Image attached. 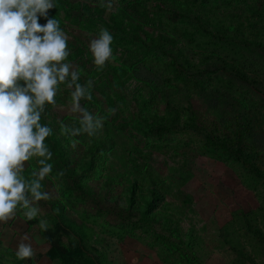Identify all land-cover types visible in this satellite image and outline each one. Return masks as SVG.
<instances>
[{
  "label": "rangeland",
  "instance_id": "rangeland-1",
  "mask_svg": "<svg viewBox=\"0 0 264 264\" xmlns=\"http://www.w3.org/2000/svg\"><path fill=\"white\" fill-rule=\"evenodd\" d=\"M194 1L204 9L182 21L178 13L186 9L178 12V0H114L112 10L99 0H58L49 10L69 34L68 59L82 69L81 82L94 80L96 102L89 109L106 111L108 121L99 136L82 135L73 146L74 138L61 128V120L71 124L72 117L49 107L44 122L52 126L69 168L54 156L52 175L63 176L43 182L52 192L40 202L48 230L38 227L40 217L26 220L21 213L0 224V264H264V177L250 172L251 159L208 143L249 140L239 116L245 107H263L264 0ZM99 6L126 19V35L113 42L114 59L103 68L88 50L101 28ZM39 22L46 23L43 17ZM253 22L262 30L250 31L248 41L214 29L244 26L247 32ZM102 27L111 30L107 22ZM205 27L210 31L202 32ZM117 65L126 67L118 81ZM224 74L238 89V104L229 102L220 111L229 121L210 110L214 95L200 98L192 84L184 89L187 79L214 84ZM68 97L62 86L57 101ZM166 98L183 107L182 117L161 121ZM110 107L117 111L109 113ZM252 124L258 132L259 121ZM25 165L28 175L34 161ZM134 187L133 203L128 190ZM151 191L158 197L144 216L143 199ZM24 232L35 255L20 259L15 250Z\"/></svg>",
  "mask_w": 264,
  "mask_h": 264
},
{
  "label": "clouds",
  "instance_id": "clouds-1",
  "mask_svg": "<svg viewBox=\"0 0 264 264\" xmlns=\"http://www.w3.org/2000/svg\"><path fill=\"white\" fill-rule=\"evenodd\" d=\"M99 3L108 10L114 7V0ZM57 6L58 0H0V224L21 213L26 220L40 217L42 231L50 225L40 202L52 198L43 182L63 176L62 171L52 175L54 151L47 138L54 130L44 122L47 110L58 107L72 117L71 124L61 120V128L74 138L73 146L82 135L99 136L108 119L82 103L92 99L95 83L92 78L81 82L82 69L68 59L69 34L57 16H49ZM41 17L46 23L39 22ZM114 39L110 29L101 27L88 41L99 68L114 59ZM62 86L69 90L66 103L57 101ZM32 161L26 175L25 162ZM15 254L20 259L35 255L29 233H21Z\"/></svg>",
  "mask_w": 264,
  "mask_h": 264
},
{
  "label": "trees",
  "instance_id": "trees-1",
  "mask_svg": "<svg viewBox=\"0 0 264 264\" xmlns=\"http://www.w3.org/2000/svg\"><path fill=\"white\" fill-rule=\"evenodd\" d=\"M179 8H185L186 11L182 12V10L180 11ZM177 9L178 12L180 11L181 13H178L179 19L177 18V20H185L186 17H192L191 14H193L194 16L197 14V10H203L204 7H202L200 4L196 3V1L194 0H178L177 3ZM194 10V11H193ZM97 21H100V27H102V24H105V22H107V24L110 26L112 33L114 34V43H118L120 41H122L123 39L121 38V35H126V28L124 25V21L126 20L125 17L122 18L121 16H119V13L114 14V13H110L108 12L104 7L99 6L97 7ZM63 13H65V17L66 19L69 18V11L67 10L65 12V10L63 11ZM261 13V12H260ZM247 13H245L246 16ZM44 18V17H43ZM257 18V17H256ZM252 19H248L247 22H250ZM44 21L46 22V18H44ZM261 25H258V23L253 22V27L249 28V31L247 30V32H244L246 29H248L247 27H233L231 25V27H215L214 29L217 30L218 32L222 33V36H228L229 39H234L236 40L239 36L241 37H245L246 35V41L247 37L251 34L252 35L256 32V29H258V32H260L262 29L260 28ZM210 31L209 27H205L202 29L203 31ZM235 29V30H234ZM186 32L189 33V35L192 37L193 39V35H191V30L192 28H188L187 27ZM251 31V32H250ZM198 32V31H197ZM144 36L145 37H149V34L147 32L144 31ZM141 37L143 35H140ZM255 44V43H253ZM208 46V45H207ZM252 64H256L255 60H253ZM245 67V65H243ZM259 66V65H257ZM115 70L117 72V76L118 78L116 79V81L119 80V75H124L125 71H126V67L124 65H117V67H115ZM215 83L212 84V81H206V80H202L199 83H196V81H192L191 78L186 80V83L184 84L185 86V91L188 90V87L190 84L193 85L194 87V93L195 95L198 94L200 96V98H202V95L204 96V94H206V96H211L214 95V99L212 100V105H210V110L213 109L214 111H217V115L220 116V120L221 121H229L228 118H224V114L223 112L220 113L221 109H225L227 110L229 108V102L230 104H238V101H233L235 97L234 96L237 95L238 89L234 88L233 86L235 85L236 81L234 79H232L231 77H228L227 75H220L215 78ZM183 84V83H182ZM148 85V83L146 84ZM228 94V95H227ZM224 96L227 98L226 100H228V102L226 103H220V100H225L223 99ZM204 99V98H203ZM88 101V100H87ZM98 101V99H97ZM96 102V99H94L92 97L91 100H89L87 103H85V105L89 108L92 107L93 103ZM100 103V101H99ZM143 104H146L145 101H143ZM101 105V104H100ZM165 110H164V114L161 118V121H174L175 118L179 119L180 117H182V115L184 114V109L183 107H179V106H175V104L168 100V98L165 99ZM262 105V104H261ZM101 108V107H100ZM245 110V115H240V121H245L246 127L248 128V132L250 133V139H246L244 136V140L248 143H245V141L243 139H239L238 141H230L229 139L224 140V139H217V140H211L209 139V145L216 147V148H220L223 151L230 153L232 155H234V157H238L240 160H245V159H251V161L247 164L248 167L250 168V172L257 178H262L264 177V131L262 129V126L264 125V103H263V107L261 106L260 108H258V105H254V107L251 108H246L243 109ZM103 115H106L108 117V114L106 113V111H102ZM223 113V114H222ZM108 121V120H106ZM250 121H259V131L256 132L253 128V124L250 125ZM47 142L50 144L52 150L54 151V156L58 159V161L60 162V164L63 167L69 168V162L64 160L63 158V149L61 147V143L60 141L52 134L49 138H47ZM236 144V145H234ZM130 193V200L131 202H135V187L134 188H130L129 190ZM158 196L156 195L155 191H151L149 192V195H147L146 197H144L143 202L144 205L146 206V210L143 212V215L145 216L148 215V209L152 210V206L154 204L155 199Z\"/></svg>",
  "mask_w": 264,
  "mask_h": 264
}]
</instances>
